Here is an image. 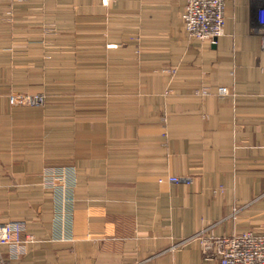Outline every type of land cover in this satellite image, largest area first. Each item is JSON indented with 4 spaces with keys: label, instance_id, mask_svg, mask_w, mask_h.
I'll return each instance as SVG.
<instances>
[{
    "label": "crops",
    "instance_id": "crops-1",
    "mask_svg": "<svg viewBox=\"0 0 264 264\" xmlns=\"http://www.w3.org/2000/svg\"><path fill=\"white\" fill-rule=\"evenodd\" d=\"M224 3L203 51L185 0H0L1 259L204 264V228L264 237V51L252 0Z\"/></svg>",
    "mask_w": 264,
    "mask_h": 264
},
{
    "label": "built area",
    "instance_id": "built-area-1",
    "mask_svg": "<svg viewBox=\"0 0 264 264\" xmlns=\"http://www.w3.org/2000/svg\"><path fill=\"white\" fill-rule=\"evenodd\" d=\"M224 0H185L182 14L185 34L196 39L205 51L211 50L218 38L224 33ZM257 29L260 47L264 51V8L257 14ZM210 88L208 87V91ZM11 103L18 105H41L45 101L44 94L10 96ZM178 181L177 178H172ZM18 229L10 223L0 225V243L17 239ZM194 238L202 242V262L204 264H264V237L256 236L250 231L241 235L230 234L216 236L204 228ZM0 264H10L0 258Z\"/></svg>",
    "mask_w": 264,
    "mask_h": 264
},
{
    "label": "rangeland",
    "instance_id": "rangeland-1",
    "mask_svg": "<svg viewBox=\"0 0 264 264\" xmlns=\"http://www.w3.org/2000/svg\"><path fill=\"white\" fill-rule=\"evenodd\" d=\"M48 33H52V30H49ZM190 37H193V36L190 35ZM192 39L196 40L195 37L192 38ZM200 49L204 51V47L201 46V45H200ZM220 90H221V89H220ZM35 92H36V91H33V92H27V91H26V92H20V94H22V95H34ZM204 92H208V87H204V88H202V94H204ZM44 99H45V98H44ZM9 100H10V99H9ZM10 102H11V101H10ZM26 105H28V103H27ZM28 106H29V105H28ZM50 176H51L52 178H57V179H55L54 181H51V182H50V184H51L52 186H54V187H56V186H62V185H63V186H65L67 189H69V188H72L73 185H74V184H72V182H68V181L66 180V177H65V175H64L63 173L51 174ZM174 178H175V177H174Z\"/></svg>",
    "mask_w": 264,
    "mask_h": 264
},
{
    "label": "water",
    "instance_id": "water-1",
    "mask_svg": "<svg viewBox=\"0 0 264 264\" xmlns=\"http://www.w3.org/2000/svg\"><path fill=\"white\" fill-rule=\"evenodd\" d=\"M253 2V19L255 20V25L257 23L258 11L264 8V0H252Z\"/></svg>",
    "mask_w": 264,
    "mask_h": 264
},
{
    "label": "trees",
    "instance_id": "trees-1",
    "mask_svg": "<svg viewBox=\"0 0 264 264\" xmlns=\"http://www.w3.org/2000/svg\"><path fill=\"white\" fill-rule=\"evenodd\" d=\"M38 93H39V92H38ZM9 97H10V96H7V100H8V102L10 101V100H9ZM44 98L46 99V95H45V94H44ZM26 106H28V105H26ZM36 106H37V105H36Z\"/></svg>",
    "mask_w": 264,
    "mask_h": 264
},
{
    "label": "bare ground",
    "instance_id": "bare-ground-1",
    "mask_svg": "<svg viewBox=\"0 0 264 264\" xmlns=\"http://www.w3.org/2000/svg\"><path fill=\"white\" fill-rule=\"evenodd\" d=\"M256 32H257V34L259 33V31H258V29L256 30ZM259 35V34H258ZM18 239H20V237H18L17 239H15V240H18ZM10 241V240H9ZM5 242H7V241H5Z\"/></svg>",
    "mask_w": 264,
    "mask_h": 264
}]
</instances>
